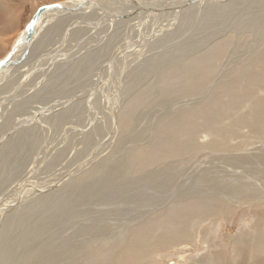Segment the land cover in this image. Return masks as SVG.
I'll list each match as a JSON object with an SVG mask.
<instances>
[{"label":"bare ground","instance_id":"bare-ground-1","mask_svg":"<svg viewBox=\"0 0 264 264\" xmlns=\"http://www.w3.org/2000/svg\"><path fill=\"white\" fill-rule=\"evenodd\" d=\"M70 1L84 0L56 3ZM128 1L131 6L122 9L134 15L116 11L121 20L113 19L111 27L142 22L146 17L141 14L152 11L147 29L134 30L135 24L125 35H84L85 43L74 49L72 43L63 47L73 38H62L50 57L64 61L51 79L37 77L15 88L26 72L8 81L9 87L0 85V106L12 100L8 95L18 99L10 111L16 110L15 118L0 123V264H264V197L237 204L254 196L249 180L244 182L246 174L178 181L175 166H169L185 163V156L195 157L200 149L226 165L264 166V0H173V11L164 14L158 0ZM89 2L69 11H89L100 0ZM64 11L40 16L21 64L35 56L40 44L49 45L46 34L63 30L65 37L68 30L77 36L85 15L58 18ZM69 22L74 26L68 29ZM168 43L173 49L163 47ZM152 47L163 51L152 54ZM65 49L67 57L61 55ZM115 71V85L106 92V78ZM142 76L150 82L137 89ZM96 92L103 98L94 99ZM172 98L192 101L142 147L127 142L131 147L124 148V134L143 113L136 116L138 106ZM94 107L102 110L91 114ZM97 120L107 123V133L93 131L103 125H95ZM250 137L260 141L258 147L248 145ZM112 140L115 149L104 154ZM57 164L61 167L45 174ZM216 214L229 221L233 235L232 229L221 232L220 224L213 232ZM205 241L213 245H202Z\"/></svg>","mask_w":264,"mask_h":264},{"label":"rangeland","instance_id":"rangeland-1","mask_svg":"<svg viewBox=\"0 0 264 264\" xmlns=\"http://www.w3.org/2000/svg\"><path fill=\"white\" fill-rule=\"evenodd\" d=\"M60 2V1H63V0H0V3H3L4 4V6L7 8V9H12L13 10V17H12V22H6L5 21V16H4V11H2V10H0V29L1 28H3V33H2V31H0V59L6 54V52L7 51H9L11 48H12V46H13V44L15 43V41L17 40L16 38L19 36V33L24 29V27L26 26V24L30 21V19H31V17H32V15L34 14V12L36 11V9L38 8V7H41V6H43V5H50V4H53V3H56V2ZM108 1V2H107ZM174 1H176V0H174ZM126 2V3H125ZM128 2V3H127ZM150 2V1H149ZM152 2V1H151ZM150 2V3H151ZM158 2H160V4L161 5H163V7H165V6H167V5H169V4H171V5H169L170 6V8H166V10H164L162 13H160V12H158V13H160V14H164V13H169V12H172L173 11V8L171 9V7L172 6H174V4H176L175 2H173V0H166V2L165 1H163V0H158ZM102 3V4H101ZM110 3V5L108 6L107 4H109ZM111 3H112V5H111ZM123 3V4H122ZM99 4H101V5H99ZM114 4V5H113ZM122 4V5H121ZM173 4V5H172ZM127 5H129V6H131L130 4H129V1L128 0H106V2H105V0H100V3H95V6H96V8L95 7H93V6H91L92 7V9L91 8H88V10L89 11H87V10H85V11H83V12H80L79 11V14L78 13H71V11H69L67 14H64V12H66V11H64V12H62L61 13V16H58V18H67L68 17V19H74L75 17H78V16H80V15H85V19H84V23L83 24H81L80 26H78V29L80 30V31H78V33H77V36H75L74 37V35H71L70 33H67L68 32V30L66 31V36L64 37L63 36V30H60V31H57L56 33H54V35L52 36L51 35V33L50 34H48V37H47V34L45 35V39L47 40L46 42H49V45H45V43H42V44H40L36 49L38 50H36V49H34V54L33 55H35V56H32L28 61H27V63L26 64H21L24 60H25V58H26V54L27 53H25V55L23 56V58L21 59V61H19L20 59H17V60H15V62H13V63H11L8 67H10V68H6V69H4L3 70V72L0 74V75H2V76H0V85H2L4 82H5V88H7V87H9V85H11L13 82H15L19 77H21L20 75H23V74H25L26 72V76H23L24 78H20L21 80H19L18 82H17V84H15V88H21V86H23V84H27V82L29 81V82H31V81H33L34 79H36L37 77H41V79H39V80H42V81H46L47 79L49 80V79H51L52 78V74H53V70L55 71V69H56V67L57 66H59L60 64H61V62L63 63V57H61L59 60H58V58H55L54 57V59H56V61L55 60H53L50 56L52 55L51 53H52V50H56V49H58L57 47H59V42H62V41H60L62 38L63 39H65V40H67V39H71V38H73L72 40H70V41H65V43L63 44V47L65 48V47H67L68 48V45L70 44V43H72V49H74L77 45L76 44H78V46H80V44L81 43H85V41H82L83 39H86L87 37H85L86 35H100L101 33H105V35L106 36H112V35H114V34H117L118 32H120V33H122V34H124L125 35V33H126V28L127 29H131V27H133L135 24H137V25H135L134 26V30H141V29H147V27H148V24H149V20H151L152 21V14H155L154 12H152V11H144L142 14H141V16H143V17H146V19H144V20H142V22H140V20H138V19H136L135 20V22L132 24V22L134 21V20H132V21H130V22H123V24H119L116 28H113V27H111L112 25L114 26V24H113V19L114 20H121V19H118L117 17H121V16H123V17H126V15H131V16H127V17H132L133 15H134V13H132L131 14V12H127L128 10L127 9H122V8H126V7H128ZM107 6V7H106ZM105 7V8H104ZM109 7V8H108ZM112 7H116V8H112ZM104 8V9H103ZM99 9H101V10H99ZM109 9V10H108ZM111 9V10H110ZM121 11L122 12V10L124 11V15H121V16H119V15H116V11ZM73 11V10H72ZM87 11V12H86ZM99 11V12H98ZM101 11H104V12H101ZM109 11V12H108ZM113 12V13H111V12ZM125 11H126V13H125ZM149 12H150V15H149ZM86 13H94V14H92L91 16L90 15H88V14H86ZM105 13V14H104ZM123 13V12H122ZM2 14H3V16H2ZM114 15V16H113ZM145 15H148V17L147 16H145ZM53 16V14L51 15V17ZM87 16V17H86ZM102 16V19L101 18H98V17H101ZM91 17V18H90ZM50 18V17H49ZM55 18H57V17H55ZM71 19V20H72ZM94 19H98V20H95V21H97V22H95V21H93ZM100 19V20H99ZM125 19V18H124ZM44 20V19H43ZM70 20V21H71ZM42 21V20H41ZM41 21L39 22V23H41ZM90 21H91V23H90ZM95 23V24H94ZM97 23V24H96ZM127 23H129L128 25H126ZM141 23H143L144 25H139V24H141ZM68 24V29H69V27H70V25L71 26H74V23H67ZM131 24V25H130ZM150 24H152V22L150 23ZM43 25V24H42ZM49 25H51V23H49L47 26H49ZM83 25H85V26H83ZM89 25H91V26H89ZM105 25V26H104ZM108 25V26H107ZM122 25V26H121ZM125 25H126V27H125ZM128 26V27H127ZM130 26V27H129ZM80 27V28H79ZM107 27V28H106ZM111 27V28H110ZM136 27V28H135ZM84 28V29H83ZM86 28V29H85ZM44 29V28H43ZM82 29V30H81ZM112 29V30H111ZM117 29H119L118 31H116ZM122 29V30H121ZM110 30V31H109ZM46 31V30H45ZM109 31V32H108ZM72 32V31H71ZM38 33V32H37ZM87 33V34H86ZM38 35V34H37ZM68 35H70V36H68ZM85 35V36H84ZM73 36V37H72ZM103 36V35H102ZM38 37V36H37ZM59 37V38H58ZM82 40H81V39ZM76 39H78L77 40V42H76ZM93 41H95V39H93ZM35 42V41H34ZM55 42V43H54ZM90 42V41H89ZM57 43H58V45H57ZM80 43V44H79ZM33 45V44H32ZM32 45H30V48H31V46ZM50 46V47H49ZM166 46H168L169 48H171V49H173V47H170V46H172V43H168L167 45H165V46H163V47H166ZM146 47V46H145ZM162 47V48H163ZM161 47H159V48H156V47H152V54H155L156 52H162L163 51V49H162ZM159 49V50H158ZM162 49V50H161ZM144 50H145V48H143L141 51H143L142 53H144ZM146 50H147V47H146ZM146 50H145V52H146ZM151 50V49H150ZM153 50H154V52H153ZM147 51H149V49L147 50ZM62 53H61V55L63 54L64 56H66L67 57V55L69 54V51L68 50H64V51H61ZM68 52V53H67ZM8 53V52H7ZM147 54V53H146ZM156 54H158V53H156ZM160 54V53H159ZM38 55V56H37ZM147 55H149V54H147ZM146 55V56H147ZM39 56H41V59H40V57ZM49 56V57H48ZM69 56V55H68ZM143 56H145V53H144V55ZM39 57V58H38ZM46 57V58H45ZM51 58V59H48V58ZM65 57V60L67 59ZM142 59V58H141ZM52 60V61H51ZM63 60V61H62ZM135 60H138V59H135ZM59 61H61V62H59ZM66 61H71L70 59L69 60H66ZM118 62L117 63H119V60H117ZM139 61V60H138ZM142 61V60H141ZM135 62H137V61H135ZM18 63V64H17ZM58 63V64H57ZM117 63H116V67H119L118 65H117ZM13 64V65H12ZM22 65V67H20L19 69H17V70H15V68H16V66H18V65ZM115 64V63H114ZM33 65V66H32ZM37 67V68H35V67ZM13 67V68H12ZM30 67H32L33 68V72L31 73V75H30ZM29 70V71H28ZM118 70V69H117ZM133 70V69H132ZM5 71V72H4ZM10 71V72H9ZM19 71V72H18ZM23 71V72H22ZM35 71V72H34ZM119 71V70H118ZM118 71H115L114 73H112L113 74V76L111 75V76H109L108 78H106L107 79V85H106V89H105V91L106 92H112L111 90L113 89L112 87H114V85H115V82H111L112 80L114 81L115 79L114 78H116L117 77V72ZM22 72V73H21ZM14 73V74H13ZM94 73V70L91 72V74H93ZM8 74H10L9 75V77H8ZM18 74H19V77H18ZM34 74V75H33ZM49 74V75H48ZM109 74V73H108ZM107 75V74H106ZM6 76V77H5ZM13 76V77H12ZM36 76V77H35ZM10 77H11V79H10ZM27 78V80H26V78ZM2 78V79H1ZM8 80H7V79ZM149 77H139V78H137V81L135 82V80H134V82H135V84H136V86L135 85H133V86H135L137 89H140V88H143V87H146V86H148V84H149V82H150V78L148 79ZM6 79V80H5ZM16 79V80H15ZM22 79H23V81H22ZM29 79V80H28ZM110 79V80H109ZM148 79V80H147ZM11 80H13L12 81V83H9V84H7L8 83V81L9 82H11ZM24 80H25V82H24ZM110 81V82H109ZM146 81H148V82H146ZM44 82H41V84H43ZM22 83V85H20ZM40 84V85H41ZM109 84H110V86H109ZM19 85V86H18ZM39 85V86H40ZM155 85V84H154ZM112 86V87H111ZM157 86V85H156ZM155 86V87H156ZM139 87V88H138ZM18 89V90H19ZM35 90V89H34ZM14 92V91H13ZM12 92V93H13ZM100 93V92H99ZM14 94L15 93H13V96H14ZM98 95V96H97ZM124 96L122 97V102H126V99L128 98V95H125V93L123 94ZM153 95H155V94H153ZM9 97V99H12V100H7L6 101V105H4V108H3V106H0V112H2V113H0V116H1V118H0V123H1V126H3L5 123H7L8 122V120H9V117H11V119H12V117L14 116V112L16 111V110H14V112H13V110H12V113L10 112L11 111V107H12V105L13 104H15V103H17V101H18V99H16V98H10L11 97V95H8ZM94 99L96 98V97H100V99L101 98H103V97H101L102 95L101 94H98V92H96L95 94H94ZM48 98H46V99H40V101H42V102H44V101H46ZM97 99V98H96ZM103 100V99H102ZM9 101V102H8ZM104 101H105V104H107L108 105V103H106L107 102V100L106 99H104ZM166 101V102H165ZM175 101V102H174ZM189 100H187V102H186V100H179V98L177 99H173L172 98V100H170V99H168V100H164L162 103H157V102H152V104L150 103V101H148V105H146L145 103L144 104H142V105H140V106H138V109H136L135 111V113L137 114H135L136 116H138V114L139 113H141V112H143V113H141V114H139V116L138 117H136V119L134 120L135 122L133 123V124H130V127H128V129H131V130H129L127 133H125L124 134V139H125V143H124V148H126V147H128L129 145H132V147H136L137 146V148H139L140 146L142 147L143 146V144H145V143H147V142H149L150 141V138L152 137V136H155L156 135V133H159V131H161L160 129H162V126H163V124L165 123V121L167 120V119H169V117L171 118V115H173V113L177 110V109H179L181 106H184V105H188V104H190V102L192 101V100H190L189 102H188ZM14 102V103H13ZM165 102V103H164ZM174 102V103H173ZM180 102V103H179ZM10 105H9V104ZM150 103V104H149ZM168 103H170V104H168ZM163 104V105H162ZM178 106H177V105ZM107 105L105 106V110L107 111ZM156 105V106H155ZM8 106V107H7ZM31 106V105H30ZM147 106V107H146ZM155 106V107H154ZM6 107V108H5ZM10 107V108H9ZM161 107V108H160ZM172 107V108H171ZM95 108H97V109H99L98 107H94L93 108V111L91 112V114H93L94 112H98V111H101L102 109H100V110H97V109H95ZM147 108H149V109H147ZM153 108V109H152ZM165 108V109H164ZM141 109H143V110H141ZM146 109V110H145ZM173 109V110H172ZM175 109V110H174ZM3 110H5V111H3ZM6 110H8L7 111V113L8 114H13L12 116L11 115H7V113L5 114V112H6ZM97 110V111H96ZM104 110V109H103ZM145 110V111H144ZM165 110V111H164ZM167 111V112H166ZM170 111V112H169ZM3 112H4V114H3ZM145 112V113H144ZM147 112V113H146ZM149 112V113H148ZM156 112V113H155ZM169 112V113H168ZM17 113V112H16ZM15 113V114H16ZM4 115V116H2V115ZM145 114V115H144ZM149 114V115H148ZM150 114H151V116H150ZM145 117H144V116ZM154 115V116H153ZM163 115V116H162ZM165 115H167V116H165ZM105 116H107V117H104L105 119H106V122H108L109 121V119H107L108 118V115H107V113H106V115ZM147 116V117H146ZM4 117H6V118H4ZM78 116H76L75 117V119L77 118ZM153 117V118H152ZM4 118V121L3 120H1V119H3ZM13 118H15V116L13 117ZM138 118V119H137ZM146 118V119H145ZM164 118H165V120H164ZM10 119V120H11ZM152 119V120H151ZM163 119V120H162ZM108 120V121H107ZM160 120L161 122H162V124H161V122L160 123H158V121ZM75 121V120H74ZM137 121V122H136ZM142 121V122H141ZM146 121V122H145ZM5 122V123H4ZM75 122H79V120H77V121H75ZM105 122V121H104ZM102 123V121L100 122V120L98 121L97 120V122H96V124L95 125H99L100 123V125H102L100 128H101V130H100V128H99V130L97 131H95V130H93L97 135H98V133H100V135L103 133V134H105V133H107V131H108V128L107 127H109L108 125H107V123ZM136 123V124H135ZM137 123H139V124H137ZM149 123H151V124H149ZM153 123V124H152ZM158 123V124H157ZM107 126H106V125ZM99 125V126H100ZM158 125H159V127H161V128H158ZM132 126H133V128H132ZM152 126V127H151ZM136 127V128H135ZM138 128V129H137ZM104 129H105V131H104ZM132 129H133V131L135 132H132ZM134 129H137V130H134ZM107 130V131H106ZM149 131V132H148ZM154 131V132H153ZM138 132V133H137ZM142 133V134H141ZM128 134H129V136H128ZM132 135H134V136H132ZM136 135V136H135ZM142 136H144L143 138H142ZM146 136L148 137V139L146 138ZM59 137V136H58ZM200 138V140H201V137H199ZM249 139H251V137L249 138ZM248 139V145L250 146L251 145V143H252V146H255V147H258L257 145V143H259L260 141L259 140H257L256 138H252L251 140L252 141H250ZM141 140V141H140ZM94 141L95 140H93L92 142L94 143ZM138 141H139V143H138ZM143 141H144V143H143ZM257 141V142H256ZM130 143L129 145H127L128 143ZM132 142V143H131ZM110 143H112V144H107V146L108 147H105L104 148V150L106 151H104L103 150V152H104V154H106L107 152H112V147L115 149V147H116V145L114 146V140H112ZM136 143V144H135ZM76 144V143H75ZM91 145H92V143H91ZM140 145V146H139ZM145 146V145H144ZM260 146V145H259ZM129 147H131V146H129ZM262 147V146H261ZM263 148H264V144H263ZM119 149H121V148H119ZM257 149V148H256ZM264 151V150H263ZM206 152V153H205ZM198 153H199V155H198ZM211 151H207L206 149H204V153H203V150L202 149H200V150H198L197 151V155L198 156H200V157H197V155L195 156V157H189V155L188 156H185L184 158H185V163L182 161V162H180V163H178V165H175V164H177V162L176 161H173V162H171L170 164H169V166H170V168H172V169H174V166H175V173H173V175L174 174H177V175H174V176H179V178H178V181L180 180V181H186V179L188 180L189 179V177L192 179V181H194L196 178H195V175L196 176H222V175H226V176H228V175H230V176H243L244 175V177H245V174H246V177H245V179H244V182H246V179H248L249 180V183H251V187H252V191H253V197H252V199H249V200H244V202L245 203H242L240 200H239V202L237 203V204H239V205H244V204H250V203H253V202H257V201H255V197H259V198H261V197H264V166L263 167H261L259 164H257V165H253V166H247L246 164H245V166H243V164H237V165H235V163H231L232 165H226V164H224V163H226V162H222V160H214V158L211 156ZM205 154H207V155H205ZM264 154V153H263ZM206 156V157H205ZM208 156H210V157H212V158H210V157H208ZM200 158V159H198V160H196L197 158ZM188 158V159H187ZM195 158V159H194ZM203 158V159H202ZM202 159V161H200ZM211 161H210V160ZM189 161H191L190 163H191V165L189 164ZM197 161H198V163H197ZM218 162V163H215V162ZM64 161H62L61 162V165L63 164V166H66L69 162H68V160H66L65 162H66V165H65V162L63 163ZM175 162V163H174ZM203 162V163H202ZM77 162H75L74 164H76ZM70 164V163H69ZM68 164V165H69ZM186 164H187V166H188V164H189V166H190V168H188L187 166H186ZM195 164H196V166H195ZM216 165V167H215V165ZM67 165V166H68ZM171 165H172V167H171ZM213 165V166H212ZM234 165L235 166H237V168L236 167H234ZM58 166V167H57ZM59 166H60V164H57V165H55L54 166V168H49V169H46L45 171H46V175L48 174H51L52 172L51 171H54L56 168H59ZM183 166V167H182ZM230 166V167H229ZM233 166V167H232ZM243 166V167H242ZM56 167V168H55ZM61 167V166H60ZM206 167V168H205ZM228 169H227V168ZM232 167V168H231ZM181 168H183V169H181ZM224 168V169H223ZM234 168H236V169H234ZM243 168V169H242ZM252 169V168H254V169H252V171H247V170H244V169ZM259 168V169H258ZM210 169V170H209ZM231 169H233V170H231ZM239 169V170H238ZM241 169V170H240ZM50 170V171H49ZM193 170V171H192ZM224 172H222V171ZM231 170V171H230ZM262 170V171H261ZM167 171V170H166ZM188 172V174H187V172ZM201 171V172H200ZM219 171V172H218ZM168 173H169V175H170V173L171 172H169V171H167ZM190 172V173H189ZM194 172H197V173H194ZM228 172V173H227ZM240 172H242V173H240ZM262 172V173H261ZM236 173V174H235ZM249 173V174H248ZM98 175L97 176H102L103 175V173H97ZM184 174H185V176H184ZM193 174V175H192ZM201 174V175H200ZM228 174V175H227ZM233 174V175H232ZM251 174V175H250ZM257 174V175H256ZM260 174V175H259ZM45 175V176H46ZM186 175H187V177H186ZM248 175V176H247ZM42 176H44V174H42ZM128 176V175H127ZM129 176H130V174H129ZM184 176V177H183ZM251 176H253V178L250 177ZM181 177V178H180ZM183 177V178H182ZM186 177V178H185ZM251 180H250V179ZM182 179H184V180H182ZM261 179V180H260ZM190 180V179H189ZM191 181V180H190ZM180 183V182H179ZM186 183V182H185ZM256 183V184H255ZM177 184V183H176ZM181 184V183H180ZM254 185V186H253ZM263 185V186H262ZM263 191V192H262ZM260 193V194H259ZM257 194V195H256ZM262 194V195H261ZM228 200V199H227ZM230 200H228V202H229ZM232 201V200H231ZM236 201V200H235ZM255 205H257V204H255ZM241 210V209H240ZM215 219H216V224L215 225H213L212 227H210L211 229H213V232H216L215 231V227H216V225H219L220 224V231L221 232H223V229H226V232H229V231H227V230H231V235H233L234 234V230H233V228H232V226H231V224L229 223V221L228 220H225V221H222V217H220V216H218L217 214L215 215ZM215 221V220H214ZM206 230H208V228H206L205 229V231ZM212 240H213V236H212ZM208 244L209 245H213V243H207L206 241H205V243H202V245H204V246H208ZM100 254V253H99Z\"/></svg>","mask_w":264,"mask_h":264},{"label":"water","instance_id":"water-1","mask_svg":"<svg viewBox=\"0 0 264 264\" xmlns=\"http://www.w3.org/2000/svg\"><path fill=\"white\" fill-rule=\"evenodd\" d=\"M89 0H84L81 2H72L69 4L59 3V4H51V5H43L39 7L30 21L26 24L22 32L17 37V40L13 44L12 48L9 50L8 54L0 59V74L6 69L11 63H13L17 59H22L25 53L27 52V47L31 45L32 38L34 36V32L36 30V24L39 20L40 16L44 12H53V11H61L64 10H78L84 6L89 4ZM69 5V6H68ZM170 8L169 5L165 6L163 9ZM55 14V12L51 13Z\"/></svg>","mask_w":264,"mask_h":264},{"label":"crops","instance_id":"crops-1","mask_svg":"<svg viewBox=\"0 0 264 264\" xmlns=\"http://www.w3.org/2000/svg\"><path fill=\"white\" fill-rule=\"evenodd\" d=\"M0 10L4 11V16H5V21L6 22H9L11 21L12 22V17H13V10L12 9H7L3 3H0ZM3 16V14H2ZM0 31H2L3 33V28L0 29Z\"/></svg>","mask_w":264,"mask_h":264}]
</instances>
